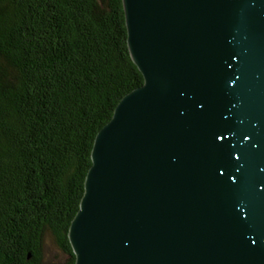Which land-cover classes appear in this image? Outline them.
<instances>
[{
    "label": "water",
    "instance_id": "1",
    "mask_svg": "<svg viewBox=\"0 0 264 264\" xmlns=\"http://www.w3.org/2000/svg\"><path fill=\"white\" fill-rule=\"evenodd\" d=\"M141 85L97 132L74 264H264V0H121Z\"/></svg>",
    "mask_w": 264,
    "mask_h": 264
},
{
    "label": "trees",
    "instance_id": "2",
    "mask_svg": "<svg viewBox=\"0 0 264 264\" xmlns=\"http://www.w3.org/2000/svg\"><path fill=\"white\" fill-rule=\"evenodd\" d=\"M126 36L121 0H0V264H74L94 138L143 82Z\"/></svg>",
    "mask_w": 264,
    "mask_h": 264
},
{
    "label": "rangeland",
    "instance_id": "3",
    "mask_svg": "<svg viewBox=\"0 0 264 264\" xmlns=\"http://www.w3.org/2000/svg\"><path fill=\"white\" fill-rule=\"evenodd\" d=\"M45 246H46V255L49 256V257H53L55 256V258H57V260H61L62 258L64 259V254L61 253L57 247L55 246V244L52 242V239L50 236H48L46 238V241H45Z\"/></svg>",
    "mask_w": 264,
    "mask_h": 264
}]
</instances>
